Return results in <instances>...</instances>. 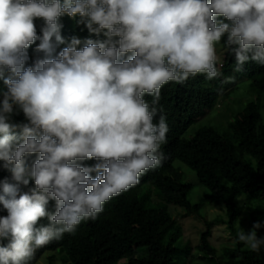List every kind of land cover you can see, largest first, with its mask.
I'll return each mask as SVG.
<instances>
[{"label":"clouds","instance_id":"obj_1","mask_svg":"<svg viewBox=\"0 0 264 264\" xmlns=\"http://www.w3.org/2000/svg\"><path fill=\"white\" fill-rule=\"evenodd\" d=\"M65 14L106 39L73 37L54 55L65 43ZM225 36L238 69L264 64V0H0V161L11 174L0 181V242L8 239L0 264H29L38 248L74 233L162 166L169 127L164 116L154 123L161 89L198 74L217 78ZM37 40L44 55L28 65ZM14 112L27 123H12ZM89 159L98 163H79ZM30 181L35 187L22 192ZM42 218L48 225L37 227ZM261 228L253 222L238 240L258 252Z\"/></svg>","mask_w":264,"mask_h":264},{"label":"trees","instance_id":"obj_2","mask_svg":"<svg viewBox=\"0 0 264 264\" xmlns=\"http://www.w3.org/2000/svg\"><path fill=\"white\" fill-rule=\"evenodd\" d=\"M222 19L217 17V20ZM78 21L79 17L72 18L67 14L59 18L60 35L65 43L56 48L54 55L73 37L81 41L106 39L103 32L90 34ZM35 24L37 34L42 35L40 30L44 21L36 19ZM226 39L225 36L220 41L226 50L221 72L228 74L238 70L253 88L264 95V64L249 60L238 69ZM39 43L37 40L29 47L28 65L37 56L43 57V53L35 51ZM82 47L83 44L77 46L78 50ZM212 81L204 74H198L183 83L170 81L165 84L155 105L157 115L154 118L157 123L160 116H164L169 127L167 142L160 148L164 157L162 166L147 171L140 177L139 184L113 196L95 219L82 221L74 233H65L59 241L38 248L29 264H34L48 251L63 254L64 264H120L122 261L127 264H222L219 252L211 242V228L203 234L197 252L192 254L182 226L169 210L170 205H176L189 215L203 217L206 204L220 202H224L227 208L223 222L235 238L233 246L224 248V256L236 260V264H264V245L254 252L238 240L241 208L236 202L237 197H245V204L250 207L249 229H252L253 222H261L262 228L257 230V235L264 238V208L255 205L258 200L264 201V117L259 101L247 103L243 111L221 129L203 126L193 137L184 138L191 125L219 104L222 94L210 84ZM0 87H3L2 80ZM144 99L152 106L153 97L146 95ZM11 122L19 125L27 120L22 112H14ZM15 131L19 134L20 129ZM35 158L36 154L27 158L29 165ZM176 161L189 166L199 182L209 188L205 202L194 204L190 200L193 184L185 181ZM79 163L91 167L98 161L89 159ZM91 175L94 177L96 173ZM10 176L0 161V181L10 180ZM33 187L34 181H30L29 185L21 186V191L27 192ZM153 191L164 203L153 201ZM47 209L54 212V200L49 201ZM6 215V209L0 204V216ZM48 223L47 218H42L37 227ZM0 243L6 245L8 239Z\"/></svg>","mask_w":264,"mask_h":264},{"label":"rangeland","instance_id":"obj_3","mask_svg":"<svg viewBox=\"0 0 264 264\" xmlns=\"http://www.w3.org/2000/svg\"><path fill=\"white\" fill-rule=\"evenodd\" d=\"M216 52L219 57L216 67L220 75L214 78L210 84L221 91L222 97L217 107L201 116L191 125L184 134V138L193 137L199 128L203 126H214L219 129L227 126L230 121L234 120L243 111L246 104L251 101H259L261 113L264 117V95L253 88L251 82L238 70L228 74L222 73L219 62L226 56V50L221 42L216 45ZM175 164L183 172L185 181L193 184V190L189 196L190 200L194 204L205 202V197L210 192L209 188L199 182L197 174L189 166L180 161H176ZM152 199L155 203H164L156 191L152 192ZM236 202L241 208L238 223L239 232L243 231L247 234L250 231L248 226L250 207L248 206L247 208L244 196L237 197ZM255 205H262L264 208V201L258 200ZM169 210L182 226L185 242L191 246L192 254L197 252V247L201 244L203 234L210 227L211 242L217 248L222 264H236V260L225 257L223 254L224 248L233 246L235 242V238L223 222V219H226L227 211L224 202L215 205L206 204L203 209V217L189 215L183 208L176 205H170ZM207 223H211V225L209 226ZM34 264H64L63 254L58 251L45 252ZM120 264H127V262L122 261Z\"/></svg>","mask_w":264,"mask_h":264},{"label":"built area","instance_id":"obj_4","mask_svg":"<svg viewBox=\"0 0 264 264\" xmlns=\"http://www.w3.org/2000/svg\"><path fill=\"white\" fill-rule=\"evenodd\" d=\"M225 65V58L219 62V67L222 68Z\"/></svg>","mask_w":264,"mask_h":264}]
</instances>
